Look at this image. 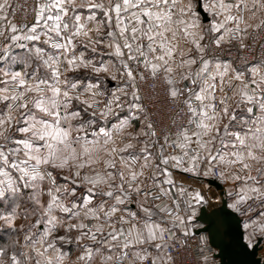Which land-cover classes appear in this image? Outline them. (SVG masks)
I'll return each instance as SVG.
<instances>
[{"label": "snow or ice", "instance_id": "snow-or-ice-1", "mask_svg": "<svg viewBox=\"0 0 264 264\" xmlns=\"http://www.w3.org/2000/svg\"><path fill=\"white\" fill-rule=\"evenodd\" d=\"M0 264H264V0H0Z\"/></svg>", "mask_w": 264, "mask_h": 264}]
</instances>
